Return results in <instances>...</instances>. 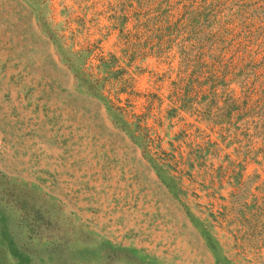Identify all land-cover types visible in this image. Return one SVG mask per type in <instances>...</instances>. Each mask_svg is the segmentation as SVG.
Returning <instances> with one entry per match:
<instances>
[{"label": "rangeland", "instance_id": "1", "mask_svg": "<svg viewBox=\"0 0 264 264\" xmlns=\"http://www.w3.org/2000/svg\"><path fill=\"white\" fill-rule=\"evenodd\" d=\"M0 264H264V0H0Z\"/></svg>", "mask_w": 264, "mask_h": 264}]
</instances>
